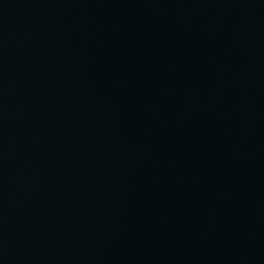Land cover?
<instances>
[{
  "label": "water",
  "instance_id": "water-1",
  "mask_svg": "<svg viewBox=\"0 0 264 264\" xmlns=\"http://www.w3.org/2000/svg\"><path fill=\"white\" fill-rule=\"evenodd\" d=\"M0 264H264V0H0Z\"/></svg>",
  "mask_w": 264,
  "mask_h": 264
}]
</instances>
